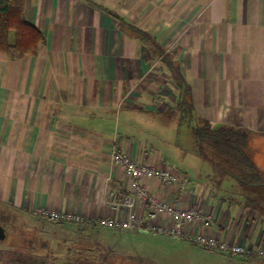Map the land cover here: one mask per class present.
I'll use <instances>...</instances> for the list:
<instances>
[{"label": "crops", "instance_id": "1", "mask_svg": "<svg viewBox=\"0 0 264 264\" xmlns=\"http://www.w3.org/2000/svg\"><path fill=\"white\" fill-rule=\"evenodd\" d=\"M25 14L44 41L34 56L0 53L1 204L51 228L94 229V220L120 217L110 193H127L130 180L111 151L155 168L172 165L146 141L119 133L118 115L124 112L125 123L136 110L181 112L184 101L193 117L215 128L248 132L251 158L264 175V0H26ZM128 25L151 39H139ZM165 56L178 69L177 81ZM181 173L191 187L181 197L156 180L145 187L161 201L213 208L211 234L260 248L264 216L242 199L263 188ZM224 182L234 192L218 193ZM38 210L78 213L85 221L52 223L36 217ZM80 229L71 246L99 252ZM201 231L193 224L187 234ZM109 248L100 252L114 255Z\"/></svg>", "mask_w": 264, "mask_h": 264}, {"label": "rangeland", "instance_id": "2", "mask_svg": "<svg viewBox=\"0 0 264 264\" xmlns=\"http://www.w3.org/2000/svg\"><path fill=\"white\" fill-rule=\"evenodd\" d=\"M135 112L136 116L125 123L124 112L118 115L119 133L146 141L151 152H157L178 172L189 176L194 172L196 177L201 174L203 181H211V184H215L217 178H222L216 175L211 161L205 158V148L200 149L195 142L193 123L187 112ZM124 129L129 133L124 132ZM230 182L236 185L234 181ZM231 185L224 182L217 192L228 195L234 192ZM0 226L5 229V238L0 240V264H14L12 262L17 258L28 264H264L262 256L242 260L208 251L182 239L159 238L139 231L121 233L105 228L80 229L75 225L51 228L49 224L36 219L28 220L1 203ZM79 229L83 234L80 236L89 238L99 252L81 253L76 251L79 248L77 245L71 246L77 239ZM68 230L72 231L71 235H67ZM55 241L63 245L55 246ZM91 247L85 246L87 249ZM102 248H109L114 255L100 252ZM63 251L66 253L59 255Z\"/></svg>", "mask_w": 264, "mask_h": 264}, {"label": "built area", "instance_id": "3", "mask_svg": "<svg viewBox=\"0 0 264 264\" xmlns=\"http://www.w3.org/2000/svg\"><path fill=\"white\" fill-rule=\"evenodd\" d=\"M111 162L119 167L124 176L130 180V189L110 193L111 202L122 209L120 217L101 218L91 222L97 228L123 231H144L154 235H167L176 239H186L193 245L213 252H219L233 257L252 254L264 256V243L255 251L243 245L232 244L220 240L208 231L214 223L213 208H201L197 205L190 207L181 203V198L174 203L161 201L146 187L145 181L156 180L168 188H174L178 197L181 192H190L185 176L171 166L155 168L146 163H137L128 152L114 148L110 153ZM141 210L146 211L148 222H144ZM36 217L52 223H82L84 218L73 212H57L52 210H38ZM198 224L201 231L189 236L188 229Z\"/></svg>", "mask_w": 264, "mask_h": 264}, {"label": "trees", "instance_id": "4", "mask_svg": "<svg viewBox=\"0 0 264 264\" xmlns=\"http://www.w3.org/2000/svg\"><path fill=\"white\" fill-rule=\"evenodd\" d=\"M25 6L26 0H0V53H14L20 57L34 56L43 43L44 35L39 28L28 21ZM128 28L141 40L151 39L145 32L134 26L128 25ZM153 45L155 52H158V45L156 43ZM159 53L163 54L161 51ZM164 61L168 63L167 65L173 73V79L177 81L178 69L170 62L168 56H165ZM181 105L183 108L181 112H187L192 120L195 142L200 149L205 148V158L211 161L216 174L222 177H231L244 187L263 188L257 191L256 196L245 195L242 199L245 207L257 211L263 217L264 175L251 158L249 133L224 126L215 128L207 120L193 117L191 105L188 102L184 101ZM201 154L200 156L203 155ZM12 263L28 264L23 263L19 258ZM69 264H73V262Z\"/></svg>", "mask_w": 264, "mask_h": 264}, {"label": "water", "instance_id": "5", "mask_svg": "<svg viewBox=\"0 0 264 264\" xmlns=\"http://www.w3.org/2000/svg\"><path fill=\"white\" fill-rule=\"evenodd\" d=\"M5 238V229L0 226V240H4Z\"/></svg>", "mask_w": 264, "mask_h": 264}]
</instances>
